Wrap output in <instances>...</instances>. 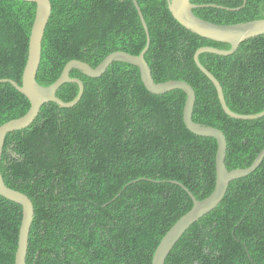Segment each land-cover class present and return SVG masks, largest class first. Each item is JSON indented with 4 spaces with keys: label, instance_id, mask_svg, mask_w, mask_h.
Masks as SVG:
<instances>
[{
    "label": "trees",
    "instance_id": "1",
    "mask_svg": "<svg viewBox=\"0 0 264 264\" xmlns=\"http://www.w3.org/2000/svg\"><path fill=\"white\" fill-rule=\"evenodd\" d=\"M151 43L145 54L157 83L183 80L193 86V120L221 129L227 138L228 170L249 167L264 149V116L235 119L223 110L212 81L197 67L205 45L229 49L186 29L168 0H137ZM218 7L194 13L218 24L264 18V0H191ZM52 12L36 76L53 84L71 60L98 66L110 53L138 55L146 34L132 0H51ZM36 3L0 0V79L22 84ZM223 87L229 108L264 110V35L242 42L231 55L200 54ZM84 82L73 107L45 103L27 128L8 133L0 168L7 186L34 204L27 264H152L160 241L215 189L213 137L191 132L183 120L181 89L155 94L140 70L115 61L99 77L72 69ZM74 82L57 96L72 101ZM29 99L0 82V126L24 116ZM178 183H176V182ZM22 206L0 195V264H15ZM165 264H264V159L232 180L222 201L193 223Z\"/></svg>",
    "mask_w": 264,
    "mask_h": 264
},
{
    "label": "water",
    "instance_id": "2",
    "mask_svg": "<svg viewBox=\"0 0 264 264\" xmlns=\"http://www.w3.org/2000/svg\"><path fill=\"white\" fill-rule=\"evenodd\" d=\"M36 3V14L29 38L28 59L23 71L22 84L9 79H0V82H10L13 86L23 93L30 101L29 111L22 117L11 120L0 126V162L4 148L6 135L12 131L21 130L29 127L37 118L41 107L48 102H55L61 107L69 108L75 106L82 98L84 92V82L78 77H72V69H79L85 75L90 77H99L103 75L108 67L115 61L127 62L139 68L142 81L145 87L152 93L162 94L173 89H181L186 95V103L183 110V120L186 127L196 135L213 137L217 140L218 148L215 159L216 166V183L213 192L204 199H197L189 191L193 200V207L189 212L182 216L165 234L156 248L152 264H165L167 256L181 238L184 232L201 217L212 211L224 198L229 183L232 180L247 176L256 170L264 159V149L257 155L253 163L242 169L228 170L226 166L227 155V138L225 133L216 127L200 124L193 120V110L196 102V92L191 84L183 80H169L162 83L155 82L151 68L145 59L151 43L148 25L137 0H132L139 18L142 22L146 34V46L138 55H133L125 51H116L110 53L98 66L93 67L87 62L75 59L69 61L60 77L51 85H41L37 79L41 58L42 42L45 30L52 12L51 0H24ZM247 0H244L242 6L233 8L241 9ZM169 9L175 19L189 31L200 35L206 39L230 44L229 49H220L210 45L200 47L195 55L194 61L197 67L212 81L214 84L220 104L227 115L235 119H256L264 116V110L253 114H241L231 110L226 102L221 83L215 75L209 71L200 61V54L208 52L217 55H231L235 53L240 44L252 37L264 35V18L250 21L218 24L197 16L193 9L198 7H218L230 9L226 6L217 4H194L191 0H168ZM66 82H74L79 86V92L72 101H64L57 96L59 87ZM176 182V181H175ZM178 183V182H176ZM0 195L16 202L22 206V219L18 235V247L15 255V264H27V252L29 234L34 218V204L30 197L19 190H15L6 185L0 170Z\"/></svg>",
    "mask_w": 264,
    "mask_h": 264
},
{
    "label": "clouds",
    "instance_id": "3",
    "mask_svg": "<svg viewBox=\"0 0 264 264\" xmlns=\"http://www.w3.org/2000/svg\"><path fill=\"white\" fill-rule=\"evenodd\" d=\"M232 24V23H231ZM222 86V85H221ZM223 88V87H222ZM238 113V112H237ZM241 114H245V113H241ZM250 114H253V113H250ZM0 170H1V168H0ZM2 173V172H1ZM198 199V198H197ZM200 200V199H199ZM32 226V225H31ZM31 230V229H30Z\"/></svg>",
    "mask_w": 264,
    "mask_h": 264
}]
</instances>
